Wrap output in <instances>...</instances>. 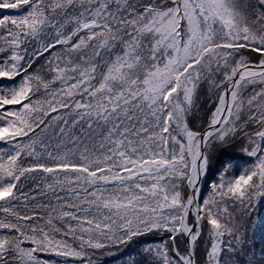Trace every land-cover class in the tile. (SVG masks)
Instances as JSON below:
<instances>
[{
    "label": "snow or ice",
    "instance_id": "obj_1",
    "mask_svg": "<svg viewBox=\"0 0 264 264\" xmlns=\"http://www.w3.org/2000/svg\"><path fill=\"white\" fill-rule=\"evenodd\" d=\"M0 10V264H264V0Z\"/></svg>",
    "mask_w": 264,
    "mask_h": 264
},
{
    "label": "rangeland",
    "instance_id": "obj_2",
    "mask_svg": "<svg viewBox=\"0 0 264 264\" xmlns=\"http://www.w3.org/2000/svg\"><path fill=\"white\" fill-rule=\"evenodd\" d=\"M6 14H15V11L0 10V17ZM39 63H43V61L38 62V64ZM38 64L34 65V68L38 67ZM208 106H210V104ZM200 115H203V113H201ZM200 122V120H196L194 123L199 125ZM8 147L9 145L0 142V149L6 150ZM241 147V143H237L232 146L230 152L238 158L240 166L243 169L244 167L249 166L251 163H253V160L247 158L242 154ZM204 192V195L207 196L208 193L206 188L204 189ZM2 215L3 214L0 213V216ZM250 220L254 221L255 223L247 225V235L253 242L256 259H259L261 257V250L264 249V203L255 204L254 208L252 209ZM5 232L6 230H0V235L4 234ZM159 239V236L148 235L146 237L137 238L136 241L127 246L126 250L125 246H121L120 249H112L114 255H103L101 253H97L96 255L101 261V264H124V261L128 259L129 255H133L141 251L143 244H139L140 241L145 240L148 242H156ZM225 239H227V237H225ZM42 257L50 260H63L62 257L43 256V254Z\"/></svg>",
    "mask_w": 264,
    "mask_h": 264
}]
</instances>
